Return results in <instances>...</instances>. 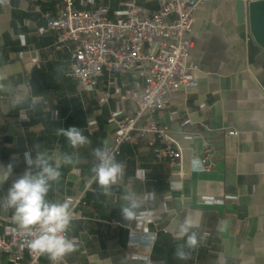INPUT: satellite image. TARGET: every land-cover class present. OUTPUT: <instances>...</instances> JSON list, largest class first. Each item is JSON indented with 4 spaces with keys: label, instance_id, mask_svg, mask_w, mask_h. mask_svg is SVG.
<instances>
[{
    "label": "crops",
    "instance_id": "1",
    "mask_svg": "<svg viewBox=\"0 0 264 264\" xmlns=\"http://www.w3.org/2000/svg\"><path fill=\"white\" fill-rule=\"evenodd\" d=\"M237 1L197 6L189 34L196 84L174 91L167 107L156 113L181 146L182 158L176 164L158 158L154 149L165 143L151 136L123 143L115 157L125 164V175L108 196L90 171L92 152L102 141L114 146L112 117L134 113L143 74L105 72L95 89L86 90L66 75L73 42L60 44L59 32L48 29L45 14L58 16L63 0L0 1V165L16 162L13 175L0 184V198L25 171L24 152L47 151L53 158L78 154L74 164L61 165L60 182L48 195L56 202L70 196L85 201L74 209L68 232L76 238V250L60 264H144L138 256L151 264H264V47L251 32L249 17L239 21ZM162 5L163 0H75V8L102 10L111 19L130 6L150 14ZM14 96L35 101V109L9 108ZM71 126L81 128L90 143L72 148L55 134ZM191 132L212 143L210 170L201 164L193 170L191 161L201 162L204 146ZM141 169L147 172L145 182L135 176ZM125 189L156 193L129 221L120 212ZM12 214L0 209V234L18 226ZM185 218L197 225L198 245L186 249L187 260H178L175 247L184 241L175 237ZM0 264L13 263L0 251ZM20 264L33 263L25 253ZM36 264L52 262L42 255Z\"/></svg>",
    "mask_w": 264,
    "mask_h": 264
},
{
    "label": "built area",
    "instance_id": "2",
    "mask_svg": "<svg viewBox=\"0 0 264 264\" xmlns=\"http://www.w3.org/2000/svg\"><path fill=\"white\" fill-rule=\"evenodd\" d=\"M209 1L214 0H163L162 7L150 14L130 6L111 19L102 10H79L75 8V0H63L64 9L58 16L45 14L49 18L48 29L59 32V43L73 42L66 75L79 79L86 90L95 89L105 72L137 70L144 76L145 86L134 113L112 117L117 124L111 148L115 156L123 143H136L151 136L165 143L164 147L154 149L158 158L169 157L173 164L182 158L181 146L171 136L170 127L160 124L156 113L167 107L174 91L196 84L191 74L196 66L189 62L193 46L189 34L197 6ZM227 133L237 135L238 131L227 130ZM190 134L203 141L201 168L210 170L212 143L201 132ZM66 200L73 213L77 206L85 204L82 197L70 196ZM33 235L19 226L13 227L8 234H0V251L13 264H20L25 253L33 264L39 263L42 255L27 246Z\"/></svg>",
    "mask_w": 264,
    "mask_h": 264
},
{
    "label": "clouds",
    "instance_id": "3",
    "mask_svg": "<svg viewBox=\"0 0 264 264\" xmlns=\"http://www.w3.org/2000/svg\"><path fill=\"white\" fill-rule=\"evenodd\" d=\"M0 87H3L0 85ZM26 106V110L35 109V101L24 96H14L9 108H19ZM20 119L26 120V114L20 113ZM57 136L66 138L72 148H79L90 143L81 128L71 126L67 129L60 127L55 129ZM94 164L90 171L97 183L101 193L105 196L111 195V189L125 175V164L118 161L108 147L106 141H102L92 152ZM76 153H64L53 158L47 151H37L35 155L31 150L23 153V160L26 165L22 175L13 180L7 190V195L0 198V209L4 211L12 210V220L25 232L34 235L28 241L27 246L30 250L46 256L52 264H60L63 258L76 250L77 241L75 237L68 236V230L74 213L68 201L56 202L48 199L50 191L54 185L59 184L62 173L61 165H72L78 160ZM15 160L4 166L0 165V184H3L13 175ZM201 162L193 158L191 166L193 170L200 167ZM137 179L145 182L147 172L137 170ZM177 187V185H171ZM156 193L137 194L135 191L125 189L121 199L124 203L120 206V212L124 220L135 219L140 210L154 199ZM197 227L191 220L185 218L177 227L176 239L183 240L177 243L174 256L178 260H187L189 251L198 245V235L194 231ZM144 264H151L147 257L138 256Z\"/></svg>",
    "mask_w": 264,
    "mask_h": 264
},
{
    "label": "water",
    "instance_id": "4",
    "mask_svg": "<svg viewBox=\"0 0 264 264\" xmlns=\"http://www.w3.org/2000/svg\"><path fill=\"white\" fill-rule=\"evenodd\" d=\"M238 19L245 23L249 17L251 32L264 47V0H238Z\"/></svg>",
    "mask_w": 264,
    "mask_h": 264
}]
</instances>
